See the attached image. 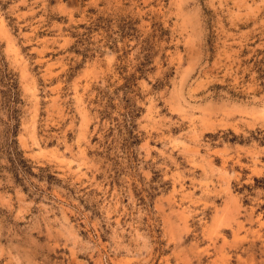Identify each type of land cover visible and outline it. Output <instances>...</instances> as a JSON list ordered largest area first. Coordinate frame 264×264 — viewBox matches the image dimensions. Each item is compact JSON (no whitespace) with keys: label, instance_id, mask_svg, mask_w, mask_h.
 Here are the masks:
<instances>
[{"label":"rangeland","instance_id":"1","mask_svg":"<svg viewBox=\"0 0 264 264\" xmlns=\"http://www.w3.org/2000/svg\"><path fill=\"white\" fill-rule=\"evenodd\" d=\"M0 264H264V0H0Z\"/></svg>","mask_w":264,"mask_h":264}]
</instances>
